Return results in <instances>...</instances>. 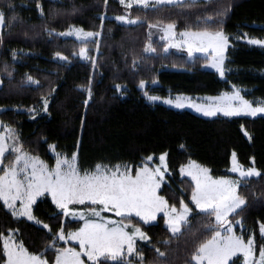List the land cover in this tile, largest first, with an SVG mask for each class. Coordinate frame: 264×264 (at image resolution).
<instances>
[{
  "label": "trees",
  "instance_id": "16d2710c",
  "mask_svg": "<svg viewBox=\"0 0 264 264\" xmlns=\"http://www.w3.org/2000/svg\"><path fill=\"white\" fill-rule=\"evenodd\" d=\"M39 3L43 15L37 0H0V10L5 12L0 32V120L16 130L27 152L50 166L54 163L49 151L52 145L67 155L77 152L83 170L97 163L139 166L148 156L165 153L169 174L160 194L169 204L179 206L183 199L192 209L178 234L164 225L162 215L149 224L131 217L149 236L136 246L143 260L135 256L109 264H195L194 253L213 234L215 219L211 212H202L192 204L194 184L181 177L180 168L194 160L208 167L212 175L224 176L233 152L241 165L254 163L261 175L241 182L238 193L246 198V205L229 218L241 219L244 236L252 231L258 249L264 245L259 232L264 223V115L204 117L188 109L149 102L140 88L143 80L149 85L157 82L146 91L160 96L217 95L235 85L244 88L248 98L264 99V47L236 39L244 34L264 36V0H183L131 9L113 0ZM220 11L224 15L216 16ZM104 13L128 14L141 22L103 19ZM206 16L215 22L206 24ZM170 23L178 31L207 28L229 35L232 45L227 51L226 77L205 68L203 57L189 60L184 52L166 50L164 42L150 36L149 25ZM72 25L100 33L98 43L63 37L60 33ZM149 44L155 52L146 50ZM84 46L89 47L94 61L77 56ZM56 53L67 59H59ZM9 161L5 158L4 163ZM33 215L43 223L13 216L0 201V233L7 236L14 230L18 241L39 254L61 227L68 232L81 226L80 220L69 219L57 209L48 195L34 204ZM43 224H48L51 232ZM65 245L59 240L55 243L57 248ZM45 255L51 262L55 251ZM4 260L0 240V263ZM231 264L242 263L236 259Z\"/></svg>",
  "mask_w": 264,
  "mask_h": 264
},
{
  "label": "snow or ice",
  "instance_id": "6c2138e0",
  "mask_svg": "<svg viewBox=\"0 0 264 264\" xmlns=\"http://www.w3.org/2000/svg\"><path fill=\"white\" fill-rule=\"evenodd\" d=\"M151 2L152 0H128L126 3V0H120L121 5L128 9H131L133 3L148 8ZM155 2L157 4L173 3L178 0H155ZM37 8L43 15V8L39 0H37ZM222 15H224L223 11L216 13V16ZM11 19L15 20V17L13 16ZM115 19L129 24L141 22L138 17L129 19L128 14L117 16ZM204 22L206 24L214 23L215 20L212 16H206ZM4 23L5 12L0 10V27ZM156 26L149 25V27ZM174 27L173 23L168 24L165 32L174 36L175 33L172 32ZM71 34V32L61 33V35ZM96 35L99 33L85 32L83 29L76 30L78 39ZM180 35L184 38V44L187 45L190 56L196 51L210 53L209 64L216 68L221 76L225 75L224 51L229 45L230 37L228 35L222 30L210 31L207 28L198 31L186 30ZM248 43L264 47V39L251 38ZM146 50L155 52L150 44ZM86 52L85 48H81L79 54L83 57ZM56 56L67 59L61 53H56ZM27 79L38 84V81H34L31 76H28ZM144 85L145 81L141 80L140 86ZM116 87L121 88L120 85ZM241 91L242 89L233 85L231 93L225 92L217 97H209L207 98L210 101L208 104L192 103L191 106L208 116H214L218 112H222L226 116L239 115L240 113L256 116L257 113H264V102H259L254 107L253 103L255 102L246 100L241 95ZM148 98L150 100L159 99L156 96ZM183 99L187 98L178 96L175 101L169 98L165 102L175 103L177 107H184L181 102ZM47 103L45 100V111H47ZM0 128L4 129L3 132H0V168L3 169V174L0 175V201H3L4 206L11 210L12 215L24 216L29 221H35L38 225L42 224L43 222L33 215L32 206L37 197L50 194L56 208L61 210L65 216H79L84 220L83 226L75 231L65 232L61 227L53 236V241L39 254L30 252L22 242H15L14 230H9L7 236L0 233V240L3 241V253L6 257L4 264H86L83 257H87V261L91 264H109V262L121 261L125 255L139 256L142 261L143 254L136 251L135 241L137 237L140 240L149 238L137 225L124 223V220H131V214L134 213L143 223L148 224L156 220L157 213L163 212L167 217L166 223L173 234L180 233L181 225L187 223L192 212L188 204L181 199L180 205L177 207L175 204H169L163 196L158 194L167 169L165 154L159 157L160 165L155 168L148 166V161L153 158L147 157L142 166L135 169L134 174L132 168L127 165L110 166L101 163H97L94 170L82 172L77 164L76 153H73L70 159L66 156L61 157L57 153L54 165L49 166L38 156L24 151L15 129L3 123H0ZM50 148L54 151V146H50ZM9 150L14 154V160L5 165L3 158L9 153ZM180 171L181 173L186 171L187 175L195 182L191 202L202 212H211L219 229L214 230L210 238L198 245L193 259L198 264H229L232 258L237 257V254H242L244 264H264V245L259 247L257 257L254 235L249 236L245 241L242 236L235 234L232 223L228 219L229 214H234L246 205V198L238 193V187L242 185L227 177L213 178L209 175L207 168L192 160L187 165H182ZM231 171L239 173V176L245 179L261 175L255 168L243 170V166L237 162L235 152L232 153ZM17 201H19V208L16 207ZM85 201L94 205L98 204L101 208L99 210L94 207L89 208L85 213L70 207L74 204L83 205ZM104 210L114 212L120 219L102 216L101 213ZM43 227L51 232L48 224H43ZM129 228L131 231L127 230ZM260 232L264 238V223L260 225ZM57 240L77 241L79 249L75 247L57 248L55 246ZM49 250L55 251V258L51 262L45 255ZM156 251L160 256L164 255L159 252V249ZM126 264H131V262L128 261Z\"/></svg>",
  "mask_w": 264,
  "mask_h": 264
},
{
  "label": "rangeland",
  "instance_id": "374dc122",
  "mask_svg": "<svg viewBox=\"0 0 264 264\" xmlns=\"http://www.w3.org/2000/svg\"><path fill=\"white\" fill-rule=\"evenodd\" d=\"M113 1H116V2H118L120 5H121V3H120V0H113ZM179 1H183V0H178V2ZM128 2V0H126V3ZM152 3H156L155 2V0H152V2L150 3V4H152ZM165 3H167V2H165ZM173 3H175V2H173ZM121 6H124V5H121ZM134 6H139V5H136L135 3H133V6L132 7H134ZM125 7V6H124ZM139 7H143V6H139ZM117 16H121V15H117V14H107V13H104V14H102V18L103 19H105V18H113V19H115V17H117ZM129 19H134V18H132V17H129ZM116 20V19H115ZM118 21V20H117ZM118 22H121V23H125V24H129V23H126V22H122V21H118ZM5 24V23H4ZM3 27H4V25L2 26V27H0V32L2 31V29H3ZM166 27H167V25H159V26H156V27H152V29L150 30V36L151 37H154V38H158L159 40H161V42H164L165 44H166V50H168V49H176V50H180V51H182V52H184L186 55H187V57H188V59L189 60H192V59H194L195 57H197V56H200V57H203L204 58V63H203V66L205 67V68H208V69H212V70H214V71H216L219 75H220V73H219V71L216 69V68H214V67H212L210 64H209V60L211 59V55H210V53H201V52H199V51H196V52H194L191 56L188 54V50H187V45H185L184 44V38L180 35V33H182V32H184V31H186V30H182V31H178V30H176V28L174 27L173 29H172V32L173 33H175V35L174 36H170L169 34H167L166 32H165V29H166ZM78 29H83V28H81L80 26H76V25H72V26H70L66 31H64V32H62V33H68V32H71L72 34L71 35H62L63 37H69V38H73V39H75V40H77V41H82L83 40V42H91V41H94V42H96V43H98V39H99V36H100V33H99V35H96V36H93V37H90V38H83V37H81V38H77V36H76V30H78ZM83 31H85V32H93V33H98V32H95V31H91V30H85V29H83ZM191 31H193V30H191ZM61 34V33H60ZM227 35V34H226ZM229 36V35H228ZM230 37V36H229ZM251 38H255V37H250L248 34H244V35H242V36H238V37H236V39L237 40H240V41H243V42H246V43H248V40L249 39H251ZM256 39H264V36L262 37V38H256ZM248 44H250V43H248ZM177 45H179V46H177ZM231 45H232V43H231V38H230V40H229V45H228V47L225 49V51H224V69H225V74L227 73V68H226V60H227V51H228V48H229V46L231 47ZM250 45H254V44H250ZM254 46H259V45H254ZM259 47H262V46H259ZM83 48H85L86 50H87V52H86V55L85 56H80V51L77 53V56L79 57V58H81V59H83V60H88V61H90V60H92V61H94V59H92L91 57H90V49H89V47L88 46H84ZM99 51H98V47L96 46L95 48H94V54L95 55H97V53H98ZM206 57H207V59H206ZM59 59H61L60 57H58ZM61 60H66V59H61ZM221 76V75H220ZM221 77H226L225 75L224 76H221ZM1 83H2V81H1V79H0V86H1ZM157 84V82H152L150 85H149V82H147V81H145V85L143 86V87H141L140 86V88L141 89H144V91L147 93V95H145V93H144V95H145V97H146V99L149 101V102H160V103H163V104H165V105H168L169 107H172V108H174V109H180V110H182V109H188V110H190V111H193L194 113H197L198 115H201V116H204V117H215V116H218V115H222V116H226V115H224L222 112H218L216 115H214V116H208V115H205L203 112H200V111H197L196 110V108H194V107H192L191 106V104L192 103H196V104H208V103H210V101H208V99L207 98H209V97H217V96H220L221 94H223V93H225V92H227V93H231L232 91H233V88L231 89V90H228V91H223V92H221V93H219V94H217V95H189V94H185V93H175V94H169V95H167V96H160V95H157V94H152V93H150V92H148V91H146V89H147V87H150L151 85L153 86V85H156ZM236 88H239V89H242V91H241V95L246 99V100H248V101H250V102H255V103H253V106L255 107V106H257V104L259 103V102H264V99H259V98H248L246 95H245V89L244 88H242V87H238V86H236ZM150 96H156V97H159V99H157V100H150L148 97H150ZM183 97V98H187V99H183L181 102L184 104V107H177L176 106V104L175 103H173V104H168V103H166L165 101L167 100V99H169V98H171L173 101H175L176 100V98L177 97ZM259 115H264V113H257V115L256 116H259ZM234 116H249V117H255V116H251L250 114H248V113H240L239 115H234ZM234 116H226V117H234ZM0 123H3L4 125H6V126H9V125H7V124H5L3 121H1L0 120ZM10 127V126H9ZM4 131V129L3 128H0V132H3ZM9 143H11V141H9ZM53 146V145H52ZM24 149V148H23ZM24 151L25 152H27L25 149H24ZM49 151H50V154L52 155V157L54 158V163H55V159H56V154L57 153H59L60 155H61V157H68L69 159L71 158V156H72V154L71 155H67V154H65L64 152H62V151H58L57 149H56V147L54 146V151H53V149L52 148H50L49 149ZM27 153H29V152H27ZM76 153V156H77V164H78V166H79V163H78V155H77V152H75ZM31 154V153H30ZM163 154H165V153H163ZM32 155H35V154H32ZM162 154H160V155H158V156H154V155H151V157L153 158L151 161H148V166L150 167V168H155L156 166H158V165H160V160H159V157L161 156ZM35 156H38V155H35ZM39 157V156H38ZM149 157V156H148ZM5 158H7L8 160H10L9 161V163H4V160H5ZM40 159H41V157H39ZM236 159H237V156H236ZM14 160V154H12L11 153V151L9 150V153H7L6 155H5V157L3 158V163L5 164V165H7V164H10L12 161ZM41 160H43V159H41ZM44 161V160H43ZM146 161V158H145V160L142 162V163H140V165L139 166H133V165H130V164H126V163H121L120 165H127V166H129V167H131L132 168V170H133V174H134V172H135V169L137 168V167H140V166H142V164L144 163ZM192 161H194V160H192ZM45 162V161H44ZM198 165H200V166H202V167H204V168H207L208 170H209V175H211L213 178H219V177H227V178H229V179H231V180H234V181H238V183L241 185V182L242 181H244L245 180V178H241L240 176H239V173H233L232 171H231V168H232V157H231V160H230V167H229V169H228V171H227V174L226 175H224V176H214V175H212L211 174V172H210V169L208 168V167H206V166H204V165H202V164H200V163H198L197 161H195ZM237 162H238V159H237ZM46 164H48L47 162H45ZM54 163H53V165H54ZM165 163H166V165H167V169L165 170V176H164V180L162 181V183H161V188L158 190V194L160 195V196H163V195H161L160 194V190L162 189V187H163V184L165 183V181H167V174H169V168H168V160H167V155L165 154ZM189 163V161L186 163V164H184V165H187ZM239 163V162H238ZM101 164H104V165H110V166H114V165H116V164H113V165H111V164H107V163H101ZM240 164V163H239ZM49 165V164H48ZM53 165H51V166H53ZM241 165V164H240ZM50 166V165H49ZM243 166V165H242ZM80 168V167H79ZM94 168H95V166L93 167V168H91V169H87V170H89V171H91V170H94ZM248 168H255V169H257V167L254 165V163H252V166H250V167H245V166H243V170H247ZM81 169V168H80ZM162 170H164L163 168H162ZM258 170V169H257ZM81 171L83 172L84 170L83 169H81ZM259 171V170H258ZM260 172V171H259ZM3 174V169L2 168H0V175H2ZM180 175H181V177H186V178H188L189 180H191L192 182H193V184H194V187H195V182L192 180V178L190 177V176H188L187 175V172L185 171L184 173H181V171H180ZM252 177H256V176H252ZM249 178H251V177H249ZM247 179V178H246ZM238 189H239V187H238ZM45 195H48L49 197H50V199H51V195L50 194H45ZM44 196V195H43ZM42 196H40V197H37V199H36V202L41 198ZM164 197V196H163ZM165 198V197H164ZM166 199V198H165ZM52 200V199H51ZM35 202V203H36ZM34 203V204H35ZM186 203V202H185ZM34 204H33V206H34ZM193 205H194V203H192ZM33 206H32V210H33ZM189 206V205H188ZM195 206V205H194ZM16 207L17 208H19V201H17L16 202ZM70 207L71 208H73L74 210H76V211H83V212H85V213H87V211H88V209L89 208H97V210H99L100 208H101V206L100 205H98V204H96V205H94V204H92L91 202H89V201H85V203L83 204V205H81V204H74V205H70ZM177 207H179L178 205H177ZM243 207V206H242ZM198 210H200V209H198ZM239 210V209H238ZM237 210V211H238ZM11 211V210H10ZM61 211V210H60ZM201 211V210H200ZM236 211V212H237ZM235 212V213H236ZM101 215L102 216H104V217H108V218H111V219H116V220H119L120 219V217H118V216H116V214L114 213V212H109V211H107V210H104V211H102V213H101ZM160 215H162L163 216V220H164V225L170 230V228L168 227V225H167V223H166V220H167V217H165V215H164V213L163 212H159V213H157V219H158V217L160 216ZM190 215H191V213H190ZM190 215H189V217H190ZM231 215H233V214H229V217L231 216ZM21 217H24V216H21ZM67 218H69V219H74V220H80L81 221V226L80 227H82L83 226V224H84V220L83 219H81L79 216H77V217H71V216H66ZM131 217H137V216H135V214L133 213V214H131ZM228 217V219L230 220V222L232 223V226H233V231L235 232V234L237 235V236H242L244 239H245V241L247 240V238L249 237V236H252V235H254V238H255V234L251 231L250 232V234L247 236V237H245L244 236V228H245V226L242 224V221H241V219L240 218H237V219H234L233 221H232V219H230ZM24 218H26L27 219V217H24ZM87 218V217H86ZM138 219H140L139 217H137ZM213 218L215 219V217H214V215H213ZM189 219V218H188ZM141 220V219H140ZM157 221V220H156ZM188 221V220H187ZM35 222V221H34ZM154 222V221H153ZM215 223V226H214V228H215V230H219L218 228H217V225H216V221H214ZM124 223H126V224H128V223H130V224H134V223H132L131 221H129V220H124ZM149 223H151V222H149ZM148 223V224H149ZM185 224V223H184ZM184 224H182L181 225V229H182V226L184 225ZM136 225V224H135ZM138 226V225H137ZM79 227V228H80ZM139 227V226H138ZM226 227V226H225ZM78 228V229H79ZM141 228V227H140ZM77 230V229H76ZM128 231H131V228H129V229H127ZM73 231H75V230H73ZM143 232H145L144 230H142ZM171 231V230H170ZM259 232H260V226H259ZM146 233V232H145ZM147 234V233H146ZM260 234H261V232H260ZM147 236H148V234H147ZM261 236H262V234H261ZM14 237H15V242H20V241H18V239H17V237H16V233L14 232ZM148 238H149V236H148ZM146 240H140L138 237L136 238V241H135V245H134V247H135V249H136V246H137V243H139V242H145ZM263 241H264V238H263ZM61 242H64L66 245H65V247H75V248H77V249H79V245H78V242L77 241H61ZM255 243H256V253H255V255L258 257V255H259V249L257 248V240H256V238H255ZM61 248H63V247H61ZM136 255H125L124 257H123V259H129V258H131V257H135ZM84 259H85V261H86V264H91V262H88L87 261V257H83ZM5 259H6V257H5ZM122 259V260H123ZM236 259H238V260H240V262L242 263V264H244V258H243V255L242 254H237V257H234V258H232V260H230V262H229V264H231V262H233L234 260H236ZM193 261H194V263L195 264H198V262L197 261H195L194 259H193ZM4 262H5V260L3 261V262H1L0 264H4Z\"/></svg>",
  "mask_w": 264,
  "mask_h": 264
},
{
  "label": "crops",
  "instance_id": "0c3cea01",
  "mask_svg": "<svg viewBox=\"0 0 264 264\" xmlns=\"http://www.w3.org/2000/svg\"><path fill=\"white\" fill-rule=\"evenodd\" d=\"M156 220H157V218H156ZM156 220H154V222H156ZM153 221H151V223H154ZM147 241V240H146Z\"/></svg>",
  "mask_w": 264,
  "mask_h": 264
},
{
  "label": "water",
  "instance_id": "95a60500",
  "mask_svg": "<svg viewBox=\"0 0 264 264\" xmlns=\"http://www.w3.org/2000/svg\"><path fill=\"white\" fill-rule=\"evenodd\" d=\"M230 221V220H229Z\"/></svg>",
  "mask_w": 264,
  "mask_h": 264
}]
</instances>
